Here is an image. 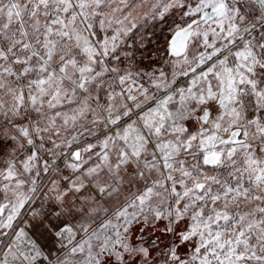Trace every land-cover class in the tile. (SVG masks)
<instances>
[{"label":"snow or ice","instance_id":"1","mask_svg":"<svg viewBox=\"0 0 264 264\" xmlns=\"http://www.w3.org/2000/svg\"><path fill=\"white\" fill-rule=\"evenodd\" d=\"M0 140V264H264V0H0Z\"/></svg>","mask_w":264,"mask_h":264},{"label":"rangeland","instance_id":"2","mask_svg":"<svg viewBox=\"0 0 264 264\" xmlns=\"http://www.w3.org/2000/svg\"><path fill=\"white\" fill-rule=\"evenodd\" d=\"M171 23H172V18H169L168 24H171ZM161 27H164L166 29L167 26L165 25V26H161ZM161 27H157L155 29L156 36L152 40L153 45L160 46V47H162L166 43L165 37H167L169 35L168 31H166V30L162 32ZM157 42H158V44H157ZM182 80H183V78H182ZM1 147H2L3 153L0 152V162H3L7 153L9 152L10 148H9L8 142L6 140H0V148ZM50 163H51V161H50ZM0 165H2V163H0ZM60 169H61V171H64V162L60 163ZM46 187H47V185H45V188ZM41 192L44 193V189H42ZM44 195L50 196L51 194L50 193H44ZM1 200H3L2 194H0V201ZM40 200H41V197L38 195L37 203H39ZM29 220H31L30 211H26L25 216H24V220L20 222L21 226H23L24 223L28 222ZM31 222L34 225L38 226L41 223V220H40V218H37L35 220H31ZM42 231H44L43 228H38V233L42 232ZM44 242L47 243L50 248H54L57 246V241L55 240L54 236H52L50 234L44 236Z\"/></svg>","mask_w":264,"mask_h":264},{"label":"crops","instance_id":"3","mask_svg":"<svg viewBox=\"0 0 264 264\" xmlns=\"http://www.w3.org/2000/svg\"><path fill=\"white\" fill-rule=\"evenodd\" d=\"M0 152L3 153L2 147L0 148ZM0 163H2V162H0ZM0 202H3V200H1Z\"/></svg>","mask_w":264,"mask_h":264}]
</instances>
